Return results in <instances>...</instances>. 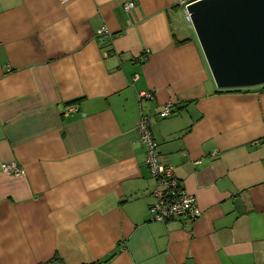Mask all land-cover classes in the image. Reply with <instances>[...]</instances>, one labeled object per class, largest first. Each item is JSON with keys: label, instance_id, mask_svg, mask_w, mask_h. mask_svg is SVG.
<instances>
[{"label": "crops", "instance_id": "0c3cea01", "mask_svg": "<svg viewBox=\"0 0 264 264\" xmlns=\"http://www.w3.org/2000/svg\"><path fill=\"white\" fill-rule=\"evenodd\" d=\"M124 1L0 0V264H264V85L216 86L191 0ZM142 113L197 219L150 220Z\"/></svg>", "mask_w": 264, "mask_h": 264}, {"label": "water", "instance_id": "95a60500", "mask_svg": "<svg viewBox=\"0 0 264 264\" xmlns=\"http://www.w3.org/2000/svg\"><path fill=\"white\" fill-rule=\"evenodd\" d=\"M185 13L218 88L264 85V0H191Z\"/></svg>", "mask_w": 264, "mask_h": 264}, {"label": "built area", "instance_id": "2783aa9c", "mask_svg": "<svg viewBox=\"0 0 264 264\" xmlns=\"http://www.w3.org/2000/svg\"><path fill=\"white\" fill-rule=\"evenodd\" d=\"M63 2L66 0H62ZM187 2L186 4H188ZM134 7L132 0H125L123 8L130 11ZM187 20H189L186 15ZM111 35L105 26L97 29V35ZM136 79V76L134 77ZM139 96L150 95L146 91L139 93ZM171 103H167L164 113L170 112ZM78 109L76 104H68L65 112H74ZM137 129L140 138L146 145L145 164L149 170V176L153 179V187L151 188L152 201L149 204V218L156 221H167L171 218L187 217L192 220L197 219L201 215V209L197 204L195 197L189 194L183 187L179 177L175 172L172 164H163L160 161L158 152V143L152 136L151 119L148 115L142 113L137 122ZM0 167L4 172L15 174L16 176L24 173V169L18 167L16 162H1Z\"/></svg>", "mask_w": 264, "mask_h": 264}, {"label": "rangeland", "instance_id": "374dc122", "mask_svg": "<svg viewBox=\"0 0 264 264\" xmlns=\"http://www.w3.org/2000/svg\"><path fill=\"white\" fill-rule=\"evenodd\" d=\"M182 21H183V23L186 25V26H188V27H190L191 29L190 30H194L193 29V27H192V25H191V23H188L187 21H186V18H185V16H184V13H182ZM194 32V31H193Z\"/></svg>", "mask_w": 264, "mask_h": 264}, {"label": "trees", "instance_id": "16d2710c", "mask_svg": "<svg viewBox=\"0 0 264 264\" xmlns=\"http://www.w3.org/2000/svg\"><path fill=\"white\" fill-rule=\"evenodd\" d=\"M184 40L177 41V43H182ZM228 91L234 90V89H227Z\"/></svg>", "mask_w": 264, "mask_h": 264}]
</instances>
